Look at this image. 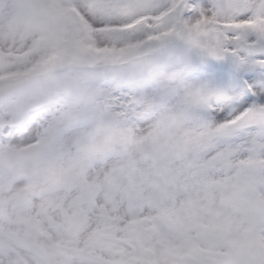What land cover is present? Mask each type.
Segmentation results:
<instances>
[{"label": "snow or ice", "instance_id": "1", "mask_svg": "<svg viewBox=\"0 0 264 264\" xmlns=\"http://www.w3.org/2000/svg\"><path fill=\"white\" fill-rule=\"evenodd\" d=\"M0 264H264V0H0Z\"/></svg>", "mask_w": 264, "mask_h": 264}]
</instances>
